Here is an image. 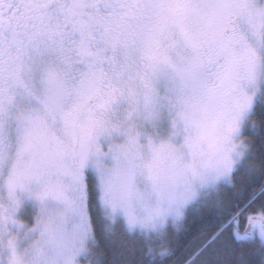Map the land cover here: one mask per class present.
<instances>
[{
	"label": "snow or ice",
	"instance_id": "obj_1",
	"mask_svg": "<svg viewBox=\"0 0 264 264\" xmlns=\"http://www.w3.org/2000/svg\"><path fill=\"white\" fill-rule=\"evenodd\" d=\"M0 264H264V0H0Z\"/></svg>",
	"mask_w": 264,
	"mask_h": 264
}]
</instances>
